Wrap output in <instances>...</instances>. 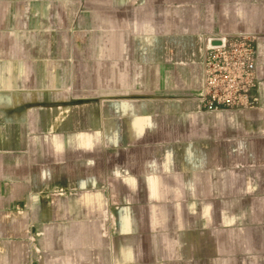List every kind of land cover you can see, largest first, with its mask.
I'll list each match as a JSON object with an SVG mask.
<instances>
[{"label":"crops","instance_id":"1","mask_svg":"<svg viewBox=\"0 0 264 264\" xmlns=\"http://www.w3.org/2000/svg\"><path fill=\"white\" fill-rule=\"evenodd\" d=\"M237 33L257 105L204 111ZM0 264H264V0H0Z\"/></svg>","mask_w":264,"mask_h":264},{"label":"built area","instance_id":"2","mask_svg":"<svg viewBox=\"0 0 264 264\" xmlns=\"http://www.w3.org/2000/svg\"><path fill=\"white\" fill-rule=\"evenodd\" d=\"M256 64L255 36L207 37L201 56V87L192 99L208 112L256 107Z\"/></svg>","mask_w":264,"mask_h":264}]
</instances>
